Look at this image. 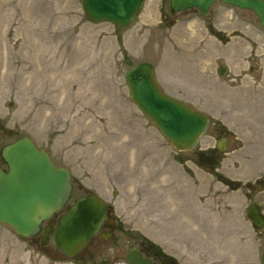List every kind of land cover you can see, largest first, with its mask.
I'll return each instance as SVG.
<instances>
[{"label": "rangeland", "instance_id": "1", "mask_svg": "<svg viewBox=\"0 0 264 264\" xmlns=\"http://www.w3.org/2000/svg\"><path fill=\"white\" fill-rule=\"evenodd\" d=\"M213 25L232 32L228 44L210 35ZM142 62L163 92L210 118L192 151L176 152L130 101L124 74ZM220 64L230 77L216 75ZM263 89L264 29L250 11L217 1L201 18L145 0L117 29L90 22L82 0H0V120L10 141L31 139L74 185L115 190L123 226L180 264H261L264 232L244 206L246 182L264 176ZM263 184L250 187L262 209ZM43 252L39 264H82L52 245Z\"/></svg>", "mask_w": 264, "mask_h": 264}, {"label": "water", "instance_id": "2", "mask_svg": "<svg viewBox=\"0 0 264 264\" xmlns=\"http://www.w3.org/2000/svg\"><path fill=\"white\" fill-rule=\"evenodd\" d=\"M217 0H170L173 13L197 9L205 17ZM240 10L252 12L264 29V0H220ZM144 0H82V9L93 23H109L125 29L136 18ZM225 67L218 69L223 76ZM130 101L176 152H190L209 126V117L184 102L166 95L155 78L154 67L138 63L124 74ZM13 107V104H9ZM225 139L216 142L225 150ZM2 157L8 172L0 169V223L16 234L29 237L38 232L42 222L61 211L68 201L71 184L66 168L56 167L49 154L38 149L27 137L4 147ZM106 212L105 203L94 194L72 202L57 219L55 226L45 227L46 236L66 258L76 257L98 231ZM254 228L264 231V217L258 202L246 208ZM43 244L47 240L42 241ZM264 264V253L260 258ZM129 264H150L140 257Z\"/></svg>", "mask_w": 264, "mask_h": 264}, {"label": "flooded vegetation", "instance_id": "3", "mask_svg": "<svg viewBox=\"0 0 264 264\" xmlns=\"http://www.w3.org/2000/svg\"><path fill=\"white\" fill-rule=\"evenodd\" d=\"M217 1L221 2L220 0ZM144 4H145V0L143 3V7ZM143 7L139 12H142ZM169 10L171 11L170 0H169ZM158 12H160V9L158 10ZM180 12H197L199 17L201 18L203 17L200 15V11L194 8ZM187 21H191V20H187ZM210 29H211L210 33L213 32V34L210 33L209 34L214 38H216L221 44L226 45L230 42L229 35L230 33H232L231 31L228 32L227 30L219 29L214 25ZM246 61H247V57H246ZM220 65L217 66L215 70L216 75L219 68L225 67L226 69L225 74L223 76H218V75L217 76L220 78H224L226 76L230 77V74L227 72V67L224 66L223 64L221 66ZM249 67H250V63H249ZM249 67L247 68V70L249 69ZM251 74L254 75V73ZM256 75H260V77H263V75L260 73L255 74V76ZM237 77L238 75L234 80L231 81L232 85L233 82L237 80L240 81V79L246 77V74L242 72V74H240L238 79ZM257 77L259 78V76ZM263 94H264V89L261 90L262 97H264ZM9 133L10 132L4 127L3 123L0 120V169H2L4 172H8V166L2 157V150L4 149L5 146L14 142V141L13 142L10 141ZM224 139L226 144V138ZM46 152L48 153V151ZM203 157L204 154L202 152L199 153L198 156H196L195 159L196 161L194 163L195 166L198 165L200 167L202 166ZM247 158L248 156H246V159ZM52 162L56 167H60L57 166L53 160ZM256 181H258V183L259 182L264 183V176L263 177L260 176L252 183L246 182V199L248 200L247 205L252 203L250 201V194H251L250 187ZM70 184H71V191L68 201L64 205V208L61 211L52 214L47 219V221L42 222L37 233L30 235L29 237H23L21 235L16 234V232H14V230H12L9 226L0 223L2 226L8 229L9 232L8 234L1 233L2 237H0V260L3 261L2 264H9V263L18 264L19 262L24 264H39L41 262L42 255L47 256V254L43 252V249H45L49 245H52L50 241V235L46 236L45 227L55 226L57 217L60 214H62L72 202L89 194L96 195L105 203L106 212L104 219L96 234L88 241L86 247L76 257L67 258V259L80 260L82 264H129V259L133 257H140L142 260L149 261L150 264H180L176 260V258H174L172 255L164 252L161 248L154 245L152 242L142 238L139 234H136L132 230L125 228L123 226V220L116 214L114 210V203H115V199L117 198V192L115 190H111V191L106 190V193H102L101 191H97V190L90 191L91 189L84 188L79 183L74 185V183H72L71 173H70ZM75 191L80 192L82 194L79 195L78 197H75L74 194ZM258 203L260 204L261 212L264 215V209H262V202H258ZM244 212L246 215V205L244 206ZM257 231L258 230H255L256 233ZM44 239L47 240V243L45 244L42 243ZM52 246L57 251H59L54 245ZM37 253L39 255L36 256ZM49 258L53 259L51 257Z\"/></svg>", "mask_w": 264, "mask_h": 264}]
</instances>
